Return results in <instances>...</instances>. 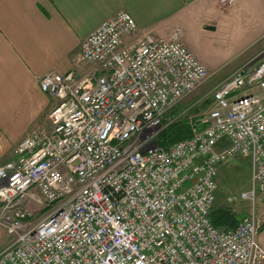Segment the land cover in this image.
Here are the masks:
<instances>
[{"label":"built area","instance_id":"obj_1","mask_svg":"<svg viewBox=\"0 0 264 264\" xmlns=\"http://www.w3.org/2000/svg\"><path fill=\"white\" fill-rule=\"evenodd\" d=\"M229 6L235 0H219ZM126 10L87 36L80 74L49 72L46 126L0 165V264H264L256 203L264 202V52L217 84L192 136L161 147L173 110L213 75L181 41L151 32ZM187 115V114H184ZM241 156L248 212L234 228L211 213L220 170Z\"/></svg>","mask_w":264,"mask_h":264},{"label":"crops","instance_id":"obj_2","mask_svg":"<svg viewBox=\"0 0 264 264\" xmlns=\"http://www.w3.org/2000/svg\"><path fill=\"white\" fill-rule=\"evenodd\" d=\"M121 10L135 18L137 38L149 32L167 38L177 28L183 34L195 23L213 29L224 23L237 30L253 50L231 74L264 52V0H235L229 6L219 0H0V165L14 157L32 129L48 123L57 99L40 89L41 78L49 72L95 69L77 64L75 56L83 40ZM256 210L264 248L260 199Z\"/></svg>","mask_w":264,"mask_h":264},{"label":"rangeland","instance_id":"obj_3","mask_svg":"<svg viewBox=\"0 0 264 264\" xmlns=\"http://www.w3.org/2000/svg\"><path fill=\"white\" fill-rule=\"evenodd\" d=\"M183 29L184 44L196 54L213 74L201 88L179 105L182 116H185L184 114L193 116L202 113L209 107L214 87L227 78L238 65H241L248 58L253 48L246 46V42L240 37V32L225 26L224 23H218L216 29L200 23L185 26ZM260 53L258 57L263 55V52ZM88 70L93 71L94 67H88ZM249 181L250 163L248 158L236 156L229 160L220 170L214 209L224 207L239 216L246 213L249 205L240 200L239 195L249 187ZM10 240L9 234L1 227L0 251Z\"/></svg>","mask_w":264,"mask_h":264},{"label":"trees","instance_id":"obj_4","mask_svg":"<svg viewBox=\"0 0 264 264\" xmlns=\"http://www.w3.org/2000/svg\"><path fill=\"white\" fill-rule=\"evenodd\" d=\"M208 103H210V101ZM181 111V107L178 106L170 115L171 117H176L181 114ZM166 124V127L158 136V142L161 147H168L170 144L192 136V127L188 120V115L179 117L171 123ZM243 216L244 214L239 216L238 214L233 213L230 209H226L224 207H219L216 209L213 207L211 213V219L214 225L220 228L236 227Z\"/></svg>","mask_w":264,"mask_h":264}]
</instances>
